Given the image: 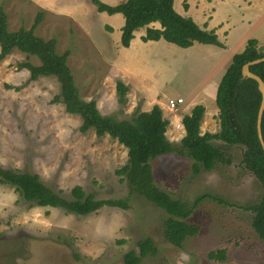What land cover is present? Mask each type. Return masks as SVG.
Returning a JSON list of instances; mask_svg holds the SVG:
<instances>
[{"label":"rangeland","instance_id":"obj_1","mask_svg":"<svg viewBox=\"0 0 264 264\" xmlns=\"http://www.w3.org/2000/svg\"><path fill=\"white\" fill-rule=\"evenodd\" d=\"M101 2L117 5L116 0ZM50 3L59 12L51 13L36 0H0L13 32L30 29L43 12L36 35L55 39L59 54L70 53L68 65L81 98L96 101L103 115L131 120L136 112H143L142 97L136 92L129 91L126 104L119 100L116 85L121 78L113 67L119 55L123 63L125 56L137 57L144 92L151 94L157 88L166 110L170 98L185 99L179 112L171 111L173 120L190 115L195 103L205 106L207 114L218 110L213 96L205 100L199 95L193 104L190 100L211 69L206 50L198 47L186 52L163 41L158 49L144 52L137 41L128 50L121 43L122 14L99 13L87 0ZM259 17L249 31L264 42V14ZM108 24L114 28L110 33ZM239 32L232 40L240 38ZM25 62L40 65L37 57L17 50L0 61V166L38 174L47 187L68 200H73L71 192L80 186L99 200H125L129 208L105 206L78 216L31 205L14 187L0 184V264H125V256L131 251L139 254L140 242L148 238L154 241L157 254L140 264H264V241L253 229L254 215L248 210L260 202L263 189L243 164L244 147L214 141L230 163H218L199 174L194 173L191 159L177 153L152 162L156 185L193 209L185 221L199 228L196 236L177 248L165 235L170 215L133 191L117 174L128 162V150L109 136L98 138L94 130L83 134L81 117L68 114L63 104L54 101L61 88L58 80L30 81L29 71L19 70ZM177 124L172 123L168 133L169 140L180 146L185 131L182 121ZM218 128L217 121L213 130ZM219 250L226 251L225 261L209 259L210 253Z\"/></svg>","mask_w":264,"mask_h":264},{"label":"trees","instance_id":"obj_2","mask_svg":"<svg viewBox=\"0 0 264 264\" xmlns=\"http://www.w3.org/2000/svg\"><path fill=\"white\" fill-rule=\"evenodd\" d=\"M174 1L126 0L116 6L100 0H92V3L101 13L124 16L121 43L125 48L131 46L135 32L141 28H147L146 35L142 38L144 42L164 40L184 49L192 47L195 42L224 47L214 31H206L191 18L180 15L174 8ZM42 19L43 12L38 14L30 29L20 28L13 32L9 29L8 16L0 6V61L5 60L15 50L29 58L37 57L40 65L25 62L19 65V70H28L30 81H37L41 77H55L61 88L54 101L63 104L68 114L81 117L80 131L86 134L94 130L98 138L109 136L128 150V162L117 174L130 183L133 191L170 215L165 231L168 241L181 248L189 237L199 233V228L185 221L191 216L193 209H188L181 201L172 199L156 185L152 162L164 155L177 153L194 162V173L199 174L201 170L211 171L218 163H230L224 151L213 144L214 141L229 147L245 148L243 164L257 178L263 189L260 202L250 206L248 210L254 215L253 229L264 241V150L257 134V117L262 96L254 80L242 79L243 66L263 58L264 46L259 47L258 41L251 39L245 51L233 57L216 97L220 131L215 134L202 133L206 108L197 105L182 120L186 134L180 146H177L167 137L170 122L164 118L159 106L149 112H136L131 120H119L103 115L96 101L83 100L68 65L70 53L67 51L59 54L55 39L45 40L36 35ZM154 23H159L161 28H151L150 25ZM251 71L264 80V63L253 66ZM116 88L120 102L126 104L130 88L122 81L117 82ZM262 130L264 137V117ZM0 184L14 187L31 205L62 209L78 216L91 215L105 206L123 210L129 208L125 200H99L87 195L80 186L72 190L73 200H68L47 187L38 174L4 169L1 166ZM156 254L154 241L148 238L140 242L139 254L131 251L125 256V264H140L149 255ZM209 259L225 261L226 251L212 252Z\"/></svg>","mask_w":264,"mask_h":264},{"label":"crops","instance_id":"obj_3","mask_svg":"<svg viewBox=\"0 0 264 264\" xmlns=\"http://www.w3.org/2000/svg\"><path fill=\"white\" fill-rule=\"evenodd\" d=\"M36 1L41 5L42 8L50 10L51 13L53 12V14L59 12L53 7L52 3H50L51 0H36ZM125 1L126 0H116V3L117 5H119L120 3ZM87 2L90 6L94 5V4L92 5L91 2H89L88 0ZM174 8L183 17L191 18L200 28L206 31H214L218 36V40L224 46V47H219L216 45H205L195 42L192 47L185 49L186 52L194 51L198 47H201V49L206 50L211 66V69L205 74L200 85L192 91V93L194 92V95L192 97V93H191L190 96V100L192 102L191 104L199 100L198 99L199 95L200 98H204L205 100L207 98H210V96H213V98L216 99L219 85L224 75L226 74L228 68L230 67L233 57L245 51L249 40L251 39L257 40L252 34H250L249 28L256 23L257 18H260L259 16L264 14V0H175ZM70 15L71 14L67 13V16ZM71 18L73 19V17ZM150 27L160 29L161 25L159 23H154L150 25ZM106 29L108 30V33H110L113 31L114 28L112 27V25L108 24L106 25ZM241 29L242 32H239ZM146 32H147V28H141L137 30L134 34L135 37L131 43V46L127 49L130 50L131 48H133L134 45L138 43L137 41H139L140 43V46L138 48H141V50L144 49V52L150 50V48L158 49L157 46L162 41L166 43V45L168 46L169 44H171V43L167 44L168 42L164 40L150 41L148 43L144 42L142 38L146 35ZM236 32L240 33V38L232 40V36ZM121 39H122V35H121ZM257 41L260 46H264V42H261L259 40ZM148 44H151V47H147L146 45ZM101 53L103 55V50H101ZM114 59L115 58L113 57L111 61H113ZM120 60L121 57L119 55V57L117 56L116 59L113 61V67L115 70L119 71L120 78L122 79V80L120 79V81L124 82L125 84L127 83L126 85L131 87L130 91L136 92L137 94L141 95L143 101V105H142L143 112H149L155 106H159L163 111L164 118H166L170 122L169 127L171 126L172 123L177 124L183 120V118L181 117L177 118L176 120L174 118L173 120L172 116L170 115V113H172L173 110H171L169 107L168 108L169 111H168L161 104L162 102L159 101L160 97H158L156 93L157 88L155 89L154 93L151 94L144 92L146 88H142V85L145 83V80L142 81L138 78V72L140 70L141 65L138 64L139 61L137 60L136 56L134 55L130 57L125 56L124 60L126 61L124 63ZM219 71L222 72V74L218 77L216 74ZM214 77L218 78V80L214 79ZM180 98L184 100L183 102L184 104L185 99L183 97H178L177 99ZM170 100H173V98H170ZM181 105H179L177 110L174 112H179L180 110L179 107ZM196 106L197 104L195 103L194 108ZM213 117H216V119L213 120L212 119ZM217 121L219 128L218 130L217 129L213 130L215 123ZM169 127L168 130H170ZM201 131L202 133L203 131H205L204 133H212V134H215L220 131L219 108L216 111L214 110L209 111L208 114L206 108V113L204 116V121L201 127ZM169 132L171 133V130ZM185 134L186 133H184V136ZM169 135L170 134L167 131L168 139H169Z\"/></svg>","mask_w":264,"mask_h":264},{"label":"water","instance_id":"obj_4","mask_svg":"<svg viewBox=\"0 0 264 264\" xmlns=\"http://www.w3.org/2000/svg\"><path fill=\"white\" fill-rule=\"evenodd\" d=\"M262 63H264V57L245 64L242 69V79L254 80L258 84V90L262 96L261 105H260L258 117H257V134H258V138L261 143V146L264 150V137H263V130H262V123H263V117H264V80L260 76L256 75L255 73L251 71V68L253 66L259 65Z\"/></svg>","mask_w":264,"mask_h":264},{"label":"built area","instance_id":"obj_5","mask_svg":"<svg viewBox=\"0 0 264 264\" xmlns=\"http://www.w3.org/2000/svg\"><path fill=\"white\" fill-rule=\"evenodd\" d=\"M183 102H184V100L181 99V98L177 99V100H175V99L170 100L169 101V107H170L171 110L176 111L178 106L183 104Z\"/></svg>","mask_w":264,"mask_h":264}]
</instances>
